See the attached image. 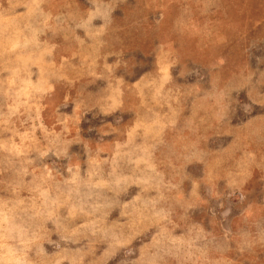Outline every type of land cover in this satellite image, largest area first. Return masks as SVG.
Listing matches in <instances>:
<instances>
[{"label": "clouds", "instance_id": "1", "mask_svg": "<svg viewBox=\"0 0 264 264\" xmlns=\"http://www.w3.org/2000/svg\"><path fill=\"white\" fill-rule=\"evenodd\" d=\"M153 3L0 0V264H264V35L193 60Z\"/></svg>", "mask_w": 264, "mask_h": 264}, {"label": "rangeland", "instance_id": "2", "mask_svg": "<svg viewBox=\"0 0 264 264\" xmlns=\"http://www.w3.org/2000/svg\"><path fill=\"white\" fill-rule=\"evenodd\" d=\"M145 15L149 22L153 16L163 15L168 39L183 45L197 61L218 52L232 54L242 40L264 35V23L254 26L264 20V0H154ZM152 39L154 34L147 43ZM254 54H264V49H255ZM258 180L259 173L253 176L249 187L255 189L256 198L264 199V183Z\"/></svg>", "mask_w": 264, "mask_h": 264}]
</instances>
